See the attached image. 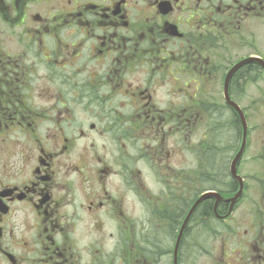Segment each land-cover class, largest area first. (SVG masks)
Masks as SVG:
<instances>
[{
    "label": "flooded vegetation",
    "instance_id": "obj_1",
    "mask_svg": "<svg viewBox=\"0 0 264 264\" xmlns=\"http://www.w3.org/2000/svg\"><path fill=\"white\" fill-rule=\"evenodd\" d=\"M207 193L177 263L264 264V0H0V264H176Z\"/></svg>",
    "mask_w": 264,
    "mask_h": 264
},
{
    "label": "water",
    "instance_id": "obj_2",
    "mask_svg": "<svg viewBox=\"0 0 264 264\" xmlns=\"http://www.w3.org/2000/svg\"><path fill=\"white\" fill-rule=\"evenodd\" d=\"M238 66H239V65H237L235 68H233V70L231 71V73L228 75V78H227L228 81H229L230 77L232 76V75H231L232 72H234V70H235ZM227 86H228V84H227ZM227 86H226L227 98L230 100V97H229V94H228V90H227ZM231 103H232L233 106H235L236 108H239L235 102H231ZM245 125H246V123H245ZM208 195H209L208 193H207V194H204V195H203V196H202V197H201V198L195 203V205H194L193 208L191 209V211H190L188 217L186 218V220H185V222H184V224H183V227H182L181 232H180V234H179V239L177 240L176 248H175V261H176V264H177V253H178V249H179V246H180V243H181V240H182V236H183L184 228H185V226L187 225V223H188V221H189V218H190L191 214L193 213V211L195 210V208H196V207L198 206V204H199L204 198H206Z\"/></svg>",
    "mask_w": 264,
    "mask_h": 264
},
{
    "label": "rangeland",
    "instance_id": "obj_3",
    "mask_svg": "<svg viewBox=\"0 0 264 264\" xmlns=\"http://www.w3.org/2000/svg\"><path fill=\"white\" fill-rule=\"evenodd\" d=\"M252 87L249 88V90H251ZM231 136H234V133H231ZM112 243V241L109 242V244ZM175 241H173L171 238H168L166 240H164V244L166 246V249H167V257H166V261L168 264H172V257H171V253H172V249H173V245H174ZM205 247H207V245H205ZM183 264H196V263H193L192 261H190L187 257H183ZM204 261V258L203 259H199V262L198 264H202Z\"/></svg>",
    "mask_w": 264,
    "mask_h": 264
}]
</instances>
